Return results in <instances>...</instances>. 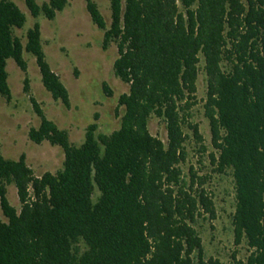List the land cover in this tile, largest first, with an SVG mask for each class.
I'll return each mask as SVG.
<instances>
[{
	"label": "trees",
	"instance_id": "1",
	"mask_svg": "<svg viewBox=\"0 0 264 264\" xmlns=\"http://www.w3.org/2000/svg\"><path fill=\"white\" fill-rule=\"evenodd\" d=\"M23 1L32 18L53 21L70 0ZM82 1L103 32L102 49L116 46L113 73L128 86L117 101L120 127L96 135L92 123L74 146L29 96L39 125L28 139L60 148L64 160L55 174L35 177L24 155L16 161L0 155V264H219L205 260L194 228L215 219L209 176L181 169L190 139L200 159L207 152L192 122L201 58L209 165L216 174L231 173L234 245L248 249L245 260L232 254V262L264 264V0H108V28L96 4ZM25 22L13 2L0 0V96L11 100L8 59L25 75L29 94L25 51L51 99L68 109L39 25L27 31L24 47L13 36ZM151 118L164 125L166 144L149 133ZM11 184L19 210L6 197Z\"/></svg>",
	"mask_w": 264,
	"mask_h": 264
},
{
	"label": "rangeland",
	"instance_id": "2",
	"mask_svg": "<svg viewBox=\"0 0 264 264\" xmlns=\"http://www.w3.org/2000/svg\"><path fill=\"white\" fill-rule=\"evenodd\" d=\"M25 15L26 22L21 29H14L13 36L23 45L26 33L37 23L40 27L41 47L45 60L51 70L58 75L69 95L70 107L66 109L61 102H54L43 88L35 58L23 51L27 64L26 77L29 80V94L23 93L25 75L17 68L12 59L6 61L7 84L11 100L7 102L0 96V155L7 160H18L24 155L26 165L35 177L44 173L55 174L63 164L64 155L60 148L47 142L35 145L28 139V131L37 128L39 118L29 102V96L40 105L45 117L58 129L66 130L70 144L79 146L84 140L86 128L95 123L96 135H110L120 127V118L124 113L120 107L116 113L119 96L127 93L128 86L113 73V63L117 58L115 44L102 49L103 32L91 22L82 0H70L63 11L56 14L53 21L42 15L32 18L23 0H9ZM101 13L107 28L110 25L108 0H92ZM41 6L47 0H35ZM201 58L196 81L197 105L192 109V122L197 124L202 135L206 154L200 159L197 146L190 139L186 143L187 159L181 165L183 174L188 175L190 167L199 175L209 176L205 185L211 194L215 210V219L199 220L194 226L202 242L205 260H217L219 264H233L236 259L245 260L248 249L245 242L234 245L232 215L235 207V191L231 173L219 175L212 172L208 154L212 152L209 123L204 117L203 104L206 97V76ZM106 89V91H105ZM109 92L108 95L106 92ZM97 116V120H94ZM149 133L166 144L164 125L155 118L148 122ZM186 134H190L185 130ZM201 161V164H199ZM6 197L11 206L20 209L14 186L6 187Z\"/></svg>",
	"mask_w": 264,
	"mask_h": 264
}]
</instances>
